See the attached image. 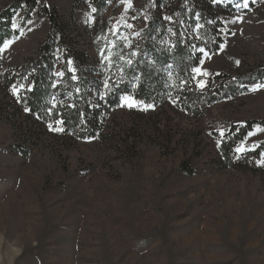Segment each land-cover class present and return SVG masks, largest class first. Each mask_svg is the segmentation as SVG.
Instances as JSON below:
<instances>
[{"label": "rangeland", "instance_id": "obj_1", "mask_svg": "<svg viewBox=\"0 0 264 264\" xmlns=\"http://www.w3.org/2000/svg\"><path fill=\"white\" fill-rule=\"evenodd\" d=\"M92 3L0 0V10L21 9L19 35L0 48V264H264V152L257 165L247 159L264 124L230 164L220 165L217 147L230 122L264 120V88L250 91L264 84V0L224 9L221 48L198 66L205 87L221 74L245 81L233 95L203 117L171 102L128 107L124 95L104 136L80 139L31 118L4 87L5 72L34 62L48 36L42 8L69 22L93 65H121L146 28L170 24L183 6L107 0L95 15Z\"/></svg>", "mask_w": 264, "mask_h": 264}, {"label": "trees", "instance_id": "obj_2", "mask_svg": "<svg viewBox=\"0 0 264 264\" xmlns=\"http://www.w3.org/2000/svg\"><path fill=\"white\" fill-rule=\"evenodd\" d=\"M106 1L94 0L95 15L104 14ZM226 8L229 14H234L235 0L220 3L183 0L170 24L155 20L143 31L136 43L137 53H131L128 60L131 63L118 65L122 60L113 58L110 64L93 65L70 36L69 22L43 7L50 24L48 36L37 49L34 62L5 72L4 87L13 92L14 87L19 89L24 85L12 99L16 98L23 110L30 109L26 114L43 126L63 127V136L74 134L80 139L103 137L108 117L113 109L120 107L124 95L155 107L171 102L183 113L203 117L210 106L246 84L241 78L221 74L215 76L220 79L216 85L210 83L201 89L193 71L204 53L214 54L221 48L224 38L221 15ZM20 10L17 6L0 10V48L19 35V29L13 25ZM25 13L23 20L29 17L28 11ZM74 75L77 79L72 78ZM56 76L61 77L58 82ZM58 119L64 123L57 125ZM259 124H264V120L228 124L219 147L221 166L239 156L237 146L244 144L250 131ZM263 152L264 140L248 152L247 159L257 165Z\"/></svg>", "mask_w": 264, "mask_h": 264}, {"label": "snow or ice", "instance_id": "obj_3", "mask_svg": "<svg viewBox=\"0 0 264 264\" xmlns=\"http://www.w3.org/2000/svg\"><path fill=\"white\" fill-rule=\"evenodd\" d=\"M244 6L247 7V0H245V4H244ZM166 19H169V20H170L171 17H166ZM13 27L16 28V27H18V26L14 24ZM12 43H13V41H11V40H10V41H7L6 43H4L3 48H7V47H9ZM0 50H2V49H0ZM200 51L203 53V52H204V49H200ZM104 59H105V60H108L109 58H108L107 56H105ZM69 63H71V61H70ZM128 63H131V61H128ZM236 63L239 64V61H237ZM193 71L196 72V73H198V74L201 73V69H200L199 67L194 68ZM59 74H60V73H58V75H59ZM72 78H73V79H77V77H76L75 75H74ZM106 86H107V82H106ZM199 86H200L201 88H204V87H205V82H204L203 80L199 81ZM23 87H24V85H20V88H19V89L16 88V87H14V88L12 89V91H13L14 93H19L20 89H22ZM261 88H264V84L255 85L253 88L250 89V91H256V90H259V89H261ZM123 99H124V101H125V103L127 104L128 107H134V106H136V103H137V102H136V100H135L134 97L125 96ZM150 107H153V105H145V108H150ZM25 111H30V109L25 108ZM49 111H50V110H49ZM55 123H56L57 125H62V124L64 123V121H63L62 119H58V120L55 121ZM48 126H49V128H50L51 130H53V131H60V132H62V131L64 130L63 127H53L52 124H49ZM256 131L264 132V128H260V127L258 126V127L256 128ZM219 132H220L221 140H218V141H217V147H220L221 143L223 142L224 135H225L223 129L219 130ZM210 134H211V133H210ZM254 134H255V132H250L248 135H249V136H252V135H254ZM256 146H257V145H255V144L252 145L253 148H255ZM246 150H247V149L245 148L243 142L241 143V145L237 146V148H236V152H237V153H242V152H245ZM261 163H264V161H261Z\"/></svg>", "mask_w": 264, "mask_h": 264}]
</instances>
